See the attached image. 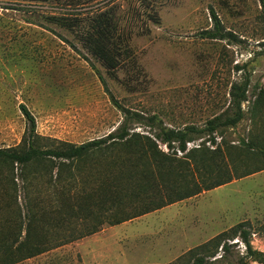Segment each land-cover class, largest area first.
I'll return each instance as SVG.
<instances>
[{"label": "rangeland", "instance_id": "1", "mask_svg": "<svg viewBox=\"0 0 264 264\" xmlns=\"http://www.w3.org/2000/svg\"><path fill=\"white\" fill-rule=\"evenodd\" d=\"M30 4L0 0V148L19 146L27 132L20 105L33 115L40 137L79 144L119 127L123 116L115 103L141 115L138 122H129L140 134L151 136L156 130L146 124L152 116L156 125L168 128H203L227 109L231 84L244 81L248 86L241 105L243 119L225 129L222 138L214 134L215 141L225 152L228 147L241 149L242 141L250 138L264 139V7L260 0ZM104 6L115 13L117 44L126 52L114 70L84 47L85 33L91 31L92 19ZM211 10L234 40L203 38L202 32L212 28ZM258 95L262 107L252 119ZM206 139L186 147H197ZM159 148L166 152L164 146ZM233 151L237 150H229L232 155ZM244 167L251 169V165ZM87 168L75 171V180L68 183L64 174L63 184L55 186L49 183L50 177L28 174L23 182L16 171L12 174L0 167V264L2 255L9 257L18 246L15 241L22 240L18 238L20 232L24 236L29 208L37 216L30 229L31 248H49L70 237L67 233L85 232L88 220L80 222V218L88 219L86 212L76 216L67 215V210L84 201L76 196L97 186ZM64 222H70L68 228L60 229ZM239 223L250 233L252 250L264 255V170L131 221L104 225L93 235L15 264H185L189 249ZM213 252L204 264H264V257L247 255L238 236L227 234Z\"/></svg>", "mask_w": 264, "mask_h": 264}, {"label": "trees", "instance_id": "2", "mask_svg": "<svg viewBox=\"0 0 264 264\" xmlns=\"http://www.w3.org/2000/svg\"><path fill=\"white\" fill-rule=\"evenodd\" d=\"M1 1L31 5L30 3H42L47 0ZM260 2L264 7V0ZM98 10L91 21V31L85 33L84 47L107 68L114 70L119 62V56L126 52L120 43L117 44L119 34L115 13L106 6ZM210 15L212 28L202 32L203 38L234 40L235 36L223 28L213 10L210 11ZM98 77L107 90L103 79ZM247 86V81L232 83L228 93L227 109L206 121L203 128L192 125L182 129L168 128L163 124L156 125L155 118L149 117L147 126L156 128L151 136L137 133L129 127V122L131 120L138 122L141 115L115 103L123 116L119 127L104 137L79 144L40 137L36 133L33 115L24 105H20L19 109L27 122V132L19 146L0 148V167H6L12 174L16 171V175L23 182L28 174H33L50 177L49 183L56 186L63 184L64 174L68 176V183L75 180V171H80L86 166L89 176L97 186L84 195L76 196L77 200L84 197V201L67 210V215L72 212V215L76 216L86 212L84 217L88 219L80 218V222L88 220L83 234L74 236L67 233L70 237L59 239L56 245L49 248H31L29 246L33 244L31 240L33 238L30 229L37 216L29 208L26 213L24 236L21 238L20 232L18 239L22 240L15 241L18 246L9 253V257L2 255V264H15L30 259L93 235L104 225L115 226L131 221L264 170V139L255 140L253 137L245 143L242 141L241 149L228 147L225 151L227 154L222 150L221 143L215 141V135L222 138L225 129L234 128L243 119L241 105L246 101ZM260 98L258 95L252 105V119H256L262 107ZM204 137L207 139L202 140L197 147L187 149L188 143ZM206 143L211 147H207ZM159 146H164L166 152ZM230 149L237 151H233L232 155ZM178 153L180 155H177ZM247 165H251L250 170L245 169L244 166ZM240 166L243 170H240ZM84 178L85 183L86 177ZM62 187L65 190L68 188L66 184ZM64 193V191L60 193V202L64 199L62 196ZM69 224L70 222H64L59 228H68ZM243 226L244 223H239L206 243L189 249L184 254L185 264H204L206 258L213 257L216 253L213 251L218 249L227 234L230 238L238 236L241 239L248 256L253 259L263 258L262 253L252 250L249 242L250 233L242 229ZM222 248H226L225 244Z\"/></svg>", "mask_w": 264, "mask_h": 264}]
</instances>
